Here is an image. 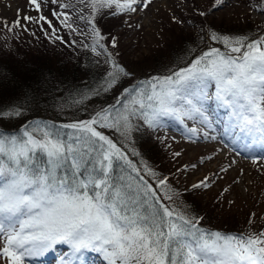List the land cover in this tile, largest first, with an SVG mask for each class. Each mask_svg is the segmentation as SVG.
I'll use <instances>...</instances> for the list:
<instances>
[{"label": "snow or ice", "instance_id": "6c2138e0", "mask_svg": "<svg viewBox=\"0 0 264 264\" xmlns=\"http://www.w3.org/2000/svg\"><path fill=\"white\" fill-rule=\"evenodd\" d=\"M28 3L37 16L21 17L18 9L17 19L11 24L3 21L4 29L13 35L17 28L27 32L26 21L39 26L45 35L50 30V38L66 43L56 35L53 21L43 14L41 0ZM153 3L154 0H75L60 3L64 11H53L51 15L75 33L78 29L67 9L82 5L81 13L88 10L78 19L88 28L93 41L91 51L96 55L104 52L108 57L112 70L102 89L108 92L132 73L118 64L101 43L105 36L100 22L109 17H130L149 10ZM224 5L225 0H213L208 11L198 14L205 17ZM255 6L264 14V0H258ZM170 21L183 23L175 16ZM209 39L228 51L210 47L186 67L140 81L137 87L124 88L115 105L101 108L87 120L59 126L36 124L31 130L26 125L20 137L0 135V264H25L26 258L42 256L58 243L68 244L73 253L84 249L101 252L108 264H264V230L237 235L204 229L200 226L204 217L164 203L173 200L167 177L158 179L154 188L126 152L99 130L114 129L130 138L134 116L155 129L162 117L190 116L192 112L203 115L197 102L206 96L205 89L212 80L216 99L233 108L241 129L258 130L264 137V36L249 40L212 31ZM118 44V38L112 35L111 48L117 49ZM100 94V90L81 94V102ZM23 114L19 105L7 106V110L0 107V118H20ZM61 129L71 131L65 134ZM189 131L195 135V129ZM261 149L264 152V143ZM132 154L140 155L135 149ZM249 159L264 171V163L256 157ZM118 162L136 176L114 180ZM232 163L235 161L220 171L228 172ZM144 172L157 176L147 165ZM212 183L205 176L191 189H207ZM158 190L163 191V196ZM61 264L71 262L62 258Z\"/></svg>", "mask_w": 264, "mask_h": 264}, {"label": "rangeland", "instance_id": "374dc122", "mask_svg": "<svg viewBox=\"0 0 264 264\" xmlns=\"http://www.w3.org/2000/svg\"><path fill=\"white\" fill-rule=\"evenodd\" d=\"M69 2L75 3V0H57L55 4L51 3V0H41L43 14L56 25V35L66 41L63 43L66 46L53 43L55 40L50 38V30H48L49 35H45L39 26L25 21L24 23L31 33H25L19 28L15 29V35L8 32L6 37L3 36L7 41V48L25 49L28 47L31 53L38 54L41 52L44 56H48L50 49H52L53 54L58 53L56 54L57 58L66 56L62 53L65 47L70 54L74 53L75 50L79 49L80 44L77 42L76 34L91 39L85 22L78 19L81 14L87 15L88 10L83 9V13H81L82 5H77L75 9H67L72 16L74 27L78 29V32L75 33L62 27L51 15L53 11H64L59 7L60 3ZM257 2L258 0H225L224 6L219 9H212L207 16L201 17L198 14L199 11H208L213 0H154L149 10L140 11L130 17L116 19L109 17L102 20L100 22L101 30L102 28L106 29L108 38L115 35L119 44L118 48L113 50L110 46V39H107L108 42L101 41V43L105 44L107 51L113 54L116 62H123V65L127 66V71L132 73V76L127 78L129 85L126 88H130L135 82L143 80L142 76L147 73H159L155 76H165L163 72L169 73L174 70L178 63H187L188 65L192 59L210 47L219 48V43L209 39L212 31L244 32L257 37L264 36V14L256 8ZM18 9L21 17L37 16L28 0H0V34L7 32L4 29L3 21L6 20L11 24L17 19ZM172 16L183 21V23H172L170 21ZM122 21H127V23H122ZM129 24L132 27H129ZM44 29L47 30V25H44ZM43 36L46 40H50L52 47L48 45V42H44ZM72 41L76 43L73 44ZM197 42L203 48L200 53L196 47L188 49L191 44L197 46ZM101 53L102 56L105 55L103 60L101 59L102 64L109 72L112 69L108 57L104 52ZM187 65L184 64L182 67ZM123 89L118 90L119 94ZM215 91V83L209 80L208 87L205 89L206 96L201 97V99L205 100L209 97L210 101L215 103V99H213L215 98ZM203 106L205 105L199 104L202 113L207 114ZM207 108L210 109V118L215 122V127L221 130V125L215 120L216 117L212 113V108L209 106ZM226 111L227 114L230 113L229 109ZM194 115L195 112H192L190 116H176L173 119H175L176 125L184 121L186 124L184 127L189 128V130L195 129V124L201 128L200 122L203 120V116L199 118L201 120L199 122V120L193 119ZM99 130L110 137L106 129ZM154 136L161 142V149L164 151L161 156L162 167L170 170L171 180L169 183L172 188L191 189L193 183L205 176L213 181L210 188L195 190L194 197L199 206L209 210V216L213 220L214 226L244 230L240 234L261 231L264 227V171L258 170V167L250 162V159L229 151L227 154L223 150L215 151L213 142L203 144L198 139L188 140L184 138L182 132L175 128H167L161 132L155 129ZM176 152H179L180 156H175ZM208 157H212V159L209 160ZM232 161L235 163L231 164L228 172L220 171L222 167H228ZM259 161L264 163V160ZM172 201L176 204L177 201L178 203L181 202L180 199ZM164 203L169 204L170 201L164 200ZM253 213L254 215H251ZM250 219L251 223H249ZM57 248L58 244L48 252ZM70 251L73 252L72 248ZM44 255L26 258L25 264H54L53 259L42 261L41 258ZM101 258L103 259L102 264H108L103 253Z\"/></svg>", "mask_w": 264, "mask_h": 264}, {"label": "trees", "instance_id": "16d2710c", "mask_svg": "<svg viewBox=\"0 0 264 264\" xmlns=\"http://www.w3.org/2000/svg\"><path fill=\"white\" fill-rule=\"evenodd\" d=\"M105 30L104 28L105 41H107L111 36L108 38ZM217 31L218 34L229 35L231 37L253 38V35L244 32ZM25 33L30 34L31 32L27 31ZM6 35H8V32L0 34V107H4L7 110V106L19 105L24 114L20 118H0V135L20 137L24 129H19V127L26 121L34 118L43 119H36L29 123V130L35 127L36 124H40L41 126L53 124L47 122L44 118L55 121L89 119L96 111L113 104L120 96L118 90L129 85L127 78H124L119 87L108 92L102 90L108 73L101 61L105 55L102 56V53L96 55L91 51L92 38L89 39L76 34L77 42H80L79 49L70 54L67 47H65L62 53L66 56L57 58L56 54L58 53L53 54L52 49H50L48 56H44L41 52L38 54L31 53L28 47L22 48L23 52L21 51L22 49L17 47L9 49L6 45L7 41L4 38ZM43 39L44 42H48V45L51 46L50 40H46L44 36ZM53 43L66 46L58 40L53 41ZM85 44L89 47L85 48L83 46ZM219 44L222 45L221 43ZM192 47H196L199 53L203 51L198 42L197 46L191 44L188 46V49ZM221 47L224 48L223 45ZM225 51L228 50L225 49ZM117 63L125 69L127 68L126 65H123V62ZM184 64L187 65V63H178L174 70L181 68ZM169 73L163 72L164 75ZM156 74L159 73H147L142 77L150 78ZM137 86H139V83L132 85L130 88ZM91 90H100L101 94L93 96L90 101L84 100L81 102V94H90ZM117 107L122 108V105H117ZM131 123L133 131L130 138H125L114 129H106V132L126 152L133 164L141 170L140 174L154 187H156L157 181L160 178L167 177L168 182H170V170L162 167L161 156L164 151L161 149V142L154 136L155 129H149L138 116L132 117ZM10 130L15 131L12 132ZM69 131L71 130L61 129V132L65 134ZM132 149L138 151L140 155H133ZM43 161L44 158L41 157V162L43 163ZM145 165L155 171L157 176L151 177L146 175L144 172ZM121 168H123V171H121ZM68 171L70 174V169ZM158 175L160 176L158 177ZM121 176L125 178L129 176L135 177L136 174L131 172V169L126 165H123V162H118V166L115 167L113 173L114 180H118ZM168 187L171 189L169 194H172L173 200L177 201L180 199L181 201L180 203L177 201V204L170 201L169 204L178 209H187L193 215L204 217L200 224L204 229L219 231L225 234L244 232V230L214 226L213 220L209 216V210L199 206L196 202L194 197L196 191L189 188L187 190H181L177 187L172 188L170 183H168ZM158 191L163 196V191ZM261 230H264V227Z\"/></svg>", "mask_w": 264, "mask_h": 264}]
</instances>
